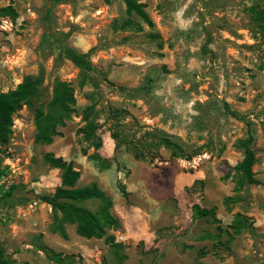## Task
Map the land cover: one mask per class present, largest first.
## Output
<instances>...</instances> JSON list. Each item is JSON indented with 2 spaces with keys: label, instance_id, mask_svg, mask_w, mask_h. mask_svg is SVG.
<instances>
[{
  "label": "rangeland",
  "instance_id": "obj_1",
  "mask_svg": "<svg viewBox=\"0 0 264 264\" xmlns=\"http://www.w3.org/2000/svg\"><path fill=\"white\" fill-rule=\"evenodd\" d=\"M140 1L154 28L136 32L114 27L127 15L120 0H0V9L15 12L0 14V92L27 77L41 81L38 97L13 115L12 135L0 144V197L12 187L53 193L61 171L44 160L53 153L80 172L78 186L95 183L109 195L120 223L101 239L82 238L68 225L63 239L50 230L49 205L0 198V241L15 264H58L52 253L68 258L62 264H114L107 236L123 244V264H264V33L251 10L258 0ZM51 25L67 35L68 46L90 52L114 87L93 73L81 86L79 69L49 41ZM56 80L74 89L75 111L52 144L40 145L34 112L50 101ZM92 103L100 153L111 162L106 171L88 158L94 150L78 133ZM227 109L251 122L258 185L238 188L228 176L242 160L237 142L248 126ZM159 138L176 142L185 157L160 148L148 153L153 161L136 160L127 149ZM228 197L235 201L227 204ZM194 204L214 208L219 225L194 220ZM236 214L252 227L226 244Z\"/></svg>",
  "mask_w": 264,
  "mask_h": 264
},
{
  "label": "trees",
  "instance_id": "obj_2",
  "mask_svg": "<svg viewBox=\"0 0 264 264\" xmlns=\"http://www.w3.org/2000/svg\"><path fill=\"white\" fill-rule=\"evenodd\" d=\"M64 0H50V4L62 2ZM110 3V0H105ZM125 5L126 18L120 23H115L114 27L120 30H132L136 32L143 31V26L153 29L154 23L149 14L146 13L145 5L140 0H120ZM254 17L253 24L256 30L264 33V0H258V3L251 8ZM1 15L14 16L15 12L11 7L0 9ZM51 6L49 9V19L51 17ZM67 35L61 33L51 25L48 38L57 47L59 57L67 60L79 69L83 86L90 79L89 74L93 73L102 78L108 87H114V84L106 78L102 69L96 67L91 59L90 52L82 53L68 46L65 43ZM207 51V50H206ZM210 53V52H208ZM41 81L27 77L15 89L6 93L0 92V144H7L12 135L13 115L18 112L24 105H30L32 100L38 97ZM120 91H127L124 88H118ZM93 100V96H90ZM76 99L74 89L67 82L56 80L52 89V97L46 106L35 109L34 123L36 128L35 143L40 145H50L54 138L59 135L58 129L64 127L71 119L75 111ZM228 114L246 124L247 136L237 142V147L241 150L242 160L233 167L228 176L235 177L237 187L258 185L259 181L255 178L253 172L256 164L255 137L252 133L251 122L237 114L235 111L227 109ZM119 112L112 111V116L118 118ZM82 120L84 126L78 131L84 142L94 151L88 155L91 161H94L101 171L111 168V162L104 158L100 150L102 148V139L98 134L100 125L95 113V103L87 106L83 111ZM152 136V134H146ZM112 138L117 139L113 134ZM166 149L170 152L172 158H184L185 154L182 148L168 138L137 140L130 142L128 151H130L136 160L153 161L154 156H147L148 153H154L157 149ZM44 160L51 167L61 171V183L55 188L53 193L35 194L33 191L24 194L16 192L17 187H12L6 192L1 200H39L52 209L53 221L50 226L52 233L67 239L68 225L75 226L76 234L85 239H101L105 237L108 229L117 230L120 227L119 220L112 213L113 201L109 195L102 190L97 184L78 186L80 172L76 170L71 162L65 161L62 157H56L53 153L44 155ZM122 193H125L122 191ZM235 201L234 198H226V203ZM97 203V210L92 211L84 204ZM192 218L194 220L206 218L212 223L218 224L220 220L216 217L215 209L202 208L198 204L192 206ZM219 227V226H218ZM252 227V222L241 214H236L233 222L228 225L224 233L227 236L226 244L232 242L233 237L239 235L242 231ZM221 229V228H219ZM106 243L112 250L114 264H123L126 260L124 246L117 242L113 236L106 237ZM51 260L55 263L62 264L67 257L61 254L52 253ZM0 264H15L11 259L0 241ZM107 264V263H104Z\"/></svg>",
  "mask_w": 264,
  "mask_h": 264
}]
</instances>
